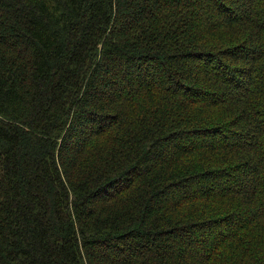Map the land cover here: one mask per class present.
<instances>
[{
  "label": "trees",
  "instance_id": "16d2710c",
  "mask_svg": "<svg viewBox=\"0 0 264 264\" xmlns=\"http://www.w3.org/2000/svg\"><path fill=\"white\" fill-rule=\"evenodd\" d=\"M0 264H264V0H0Z\"/></svg>",
  "mask_w": 264,
  "mask_h": 264
}]
</instances>
